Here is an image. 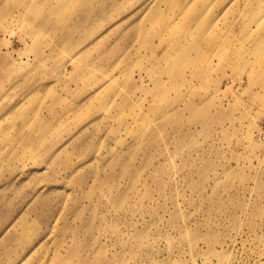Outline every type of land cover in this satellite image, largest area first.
<instances>
[{
    "label": "rangeland",
    "instance_id": "rangeland-1",
    "mask_svg": "<svg viewBox=\"0 0 264 264\" xmlns=\"http://www.w3.org/2000/svg\"><path fill=\"white\" fill-rule=\"evenodd\" d=\"M0 56V264H264V0H0Z\"/></svg>",
    "mask_w": 264,
    "mask_h": 264
},
{
    "label": "bare ground",
    "instance_id": "bare-ground-1",
    "mask_svg": "<svg viewBox=\"0 0 264 264\" xmlns=\"http://www.w3.org/2000/svg\"><path fill=\"white\" fill-rule=\"evenodd\" d=\"M167 25H169V26H167ZM170 25H171V24H168V23L166 24L167 27H170ZM140 32H141V30L139 29V30H138V34H139ZM69 39H71V38H68L67 40H69ZM54 48H55V47H54ZM54 48H53V50H52V51H53V55H56L57 52H58V49H54ZM4 60H5V58L0 56V63H1V61L3 62ZM0 65H1V64H0Z\"/></svg>",
    "mask_w": 264,
    "mask_h": 264
}]
</instances>
